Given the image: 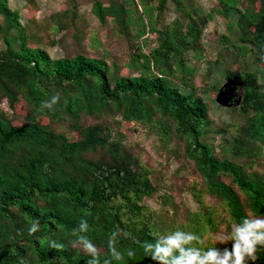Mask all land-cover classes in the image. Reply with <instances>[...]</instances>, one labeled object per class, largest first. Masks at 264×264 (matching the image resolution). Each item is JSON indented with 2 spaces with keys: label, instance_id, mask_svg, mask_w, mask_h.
<instances>
[{
  "label": "trees",
  "instance_id": "16d2710c",
  "mask_svg": "<svg viewBox=\"0 0 264 264\" xmlns=\"http://www.w3.org/2000/svg\"><path fill=\"white\" fill-rule=\"evenodd\" d=\"M74 1L39 25L22 22L19 11L0 0V105H8L0 106V264H88L90 257L70 243L81 219L88 220L85 235L102 260L116 229L117 247L136 251L112 264H156L142 245L177 229L201 235L205 246L231 249V241L215 245L213 236L227 234L249 212L264 214V0H216L207 12L195 0H93L100 24L110 22L127 41L123 67L105 51L83 50ZM170 4L176 16L160 20ZM216 15L226 19L221 50L241 69L224 74L236 78L241 101L229 110L242 118L218 127L193 84L196 68L188 58L204 57L203 31ZM71 27L79 48L73 52L64 39ZM148 34L155 35L154 45L145 51ZM57 44L63 53L52 56L45 45ZM56 94L60 101L41 109ZM122 122L154 133L178 161L174 173L195 209L182 211L172 193L158 190ZM37 219L40 230L30 235ZM50 240L64 248H50ZM256 264H264V254Z\"/></svg>",
  "mask_w": 264,
  "mask_h": 264
},
{
  "label": "rangeland",
  "instance_id": "374dc122",
  "mask_svg": "<svg viewBox=\"0 0 264 264\" xmlns=\"http://www.w3.org/2000/svg\"><path fill=\"white\" fill-rule=\"evenodd\" d=\"M67 1L68 0H35V3L30 5L26 0H8V5L19 11L22 22L32 19L37 22V24L41 25L40 23L49 20L54 13L63 12L67 7ZM103 1L107 4L108 0ZM92 2L93 0L74 1L77 7L76 11L80 17L78 19L77 28H83V50L88 55H95L99 53V51H105L109 54V60L113 59L119 63L120 67H123V62L128 58L127 41L123 36L112 29V24L110 22L107 25L100 24L97 17L92 12ZM195 2L200 6V11L202 12H207L211 7L216 5V0H195ZM169 8V11L161 15L160 20L169 22L176 16L173 5L170 4ZM75 31V27H71L64 34L65 42L69 44L71 52L79 49L76 47L74 42L75 39L72 37ZM225 31L226 19L216 15L214 19L206 25L203 31L201 44L205 49L204 57L198 60L191 54L188 55L190 59L189 63L196 68L193 84L197 87V92L209 102L211 107L210 117L214 121L215 127L222 125L223 121L239 124L242 119L237 111L229 110L230 108L227 107H221L213 100L217 92L214 85L216 82L221 84L226 79L224 69L241 71L236 57L230 52L221 50L224 43L221 39V33ZM40 34L42 37L45 36L41 30ZM154 38V34L147 35L146 45L144 46L145 51H148L149 47L154 45ZM94 43L99 46L97 45L98 47L94 48V46H91ZM45 48L52 56H60V54L63 53L59 44L55 46L45 45ZM220 50L224 54V59H222L223 65L216 62V59L220 56ZM208 68L211 69V73L206 72ZM249 69L261 71V67L255 64H251ZM121 71L123 72L125 69L122 68ZM0 106L4 109V106ZM17 107L20 111L24 109L22 102L18 103ZM122 129L126 133L128 140L132 143L134 152L136 154L141 153L143 162L152 170V181L158 187V190L162 193H172L177 203H183L184 206H181L182 211L185 209H195L196 204L193 202L190 195L181 191L180 177L174 173L179 166L178 161L172 156H169L160 147L159 142L155 139L154 133H146L144 132V127L141 125L136 126V124L128 122H122ZM230 134L229 132L228 135ZM219 137V135H216V143L219 141ZM189 179H192V177ZM143 201L153 208H159L156 199L145 197Z\"/></svg>",
  "mask_w": 264,
  "mask_h": 264
},
{
  "label": "clouds",
  "instance_id": "9594fccd",
  "mask_svg": "<svg viewBox=\"0 0 264 264\" xmlns=\"http://www.w3.org/2000/svg\"><path fill=\"white\" fill-rule=\"evenodd\" d=\"M60 101L59 94L42 101L41 109H52ZM87 219H81L78 227L72 229L71 245L80 248L90 259L88 264H112V261H123L136 255L133 249L121 251L118 240L121 231L116 229L110 233L107 240L108 256L101 259L100 249L85 233L89 231ZM40 230V221L33 220L28 228L29 234ZM127 238L130 233H124ZM215 245L231 241V249L223 250L216 246H205L206 241L191 231L173 230L158 235L154 242H145L142 245L145 257H150L156 264H256L264 254V214L249 212L239 221L230 225V232L214 235ZM49 247L62 250L64 245L55 240L48 241Z\"/></svg>",
  "mask_w": 264,
  "mask_h": 264
},
{
  "label": "water",
  "instance_id": "95a60500",
  "mask_svg": "<svg viewBox=\"0 0 264 264\" xmlns=\"http://www.w3.org/2000/svg\"><path fill=\"white\" fill-rule=\"evenodd\" d=\"M215 102L221 107H235L240 104L241 92L236 83V78L226 79L217 89Z\"/></svg>",
  "mask_w": 264,
  "mask_h": 264
},
{
  "label": "built area",
  "instance_id": "2783aa9c",
  "mask_svg": "<svg viewBox=\"0 0 264 264\" xmlns=\"http://www.w3.org/2000/svg\"><path fill=\"white\" fill-rule=\"evenodd\" d=\"M1 105L4 106L5 110H8V105H7L6 100H4Z\"/></svg>",
  "mask_w": 264,
  "mask_h": 264
},
{
  "label": "flooded vegetation",
  "instance_id": "af4514ba",
  "mask_svg": "<svg viewBox=\"0 0 264 264\" xmlns=\"http://www.w3.org/2000/svg\"><path fill=\"white\" fill-rule=\"evenodd\" d=\"M226 79H228V78H226ZM226 79H225V80H226Z\"/></svg>",
  "mask_w": 264,
  "mask_h": 264
}]
</instances>
